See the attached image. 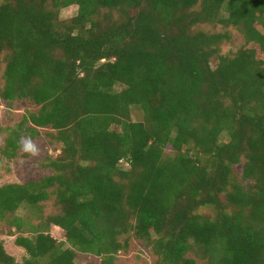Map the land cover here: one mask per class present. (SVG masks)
Masks as SVG:
<instances>
[{
  "label": "trees",
  "instance_id": "16d2710c",
  "mask_svg": "<svg viewBox=\"0 0 264 264\" xmlns=\"http://www.w3.org/2000/svg\"><path fill=\"white\" fill-rule=\"evenodd\" d=\"M232 29L246 45L223 54ZM249 44L264 53V0H0V98L36 108L3 151L39 127L61 147L52 174L0 186V220L57 207L16 238L22 261L0 241V264H117L129 234L156 264H264V58Z\"/></svg>",
  "mask_w": 264,
  "mask_h": 264
},
{
  "label": "rangeland",
  "instance_id": "374dc122",
  "mask_svg": "<svg viewBox=\"0 0 264 264\" xmlns=\"http://www.w3.org/2000/svg\"><path fill=\"white\" fill-rule=\"evenodd\" d=\"M79 9L78 4H72L69 7L60 10V19L68 20L74 17ZM211 29L212 26H206ZM218 29H221L220 27ZM234 39L230 43H225L222 46L223 54L234 53L242 46L246 45L244 37L235 29H232ZM254 48L257 52L258 58H264V53L255 44L247 45ZM5 66L0 67V86L4 83ZM28 110H36L32 108L27 100L22 99L12 103L4 101L0 98V123L4 131L0 133V186L11 183H23L31 178L40 179L53 173V170L45 165L48 157H56L61 153V147L52 141L50 136L54 130L50 127H39V134L36 137L27 136L23 139V146L18 154L12 158L5 155L3 147L8 136V128L15 126L22 121L24 115ZM133 119L141 120L142 112L137 108H133ZM242 164L236 166V172L242 174ZM56 197L53 195L49 201L43 202L41 208L24 207L16 214H8L5 220H0V241H3L6 250L14 255L19 261H22L26 252L24 248L16 243V238L19 235H31L29 230L30 224H39L44 221L47 216L53 215L57 212L55 204ZM15 216H20L24 220V225L21 231L17 229L12 221ZM51 233L59 240H65V233L63 229L52 226ZM129 247L127 250H121L117 254V264H156L158 256L154 247L145 240H139L129 234ZM68 246V245H67ZM66 246V247H67ZM190 256H197L193 253ZM197 264H203L200 258ZM77 262L81 264H100V258L79 253Z\"/></svg>",
  "mask_w": 264,
  "mask_h": 264
}]
</instances>
